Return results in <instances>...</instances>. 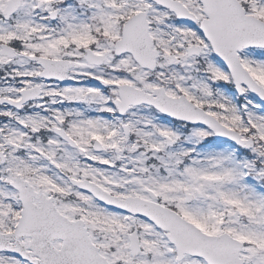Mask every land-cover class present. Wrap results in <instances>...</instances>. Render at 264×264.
<instances>
[{
  "label": "snow or ice",
  "instance_id": "obj_1",
  "mask_svg": "<svg viewBox=\"0 0 264 264\" xmlns=\"http://www.w3.org/2000/svg\"><path fill=\"white\" fill-rule=\"evenodd\" d=\"M0 264H264V0H0Z\"/></svg>",
  "mask_w": 264,
  "mask_h": 264
}]
</instances>
